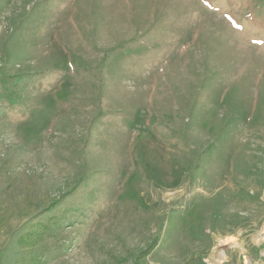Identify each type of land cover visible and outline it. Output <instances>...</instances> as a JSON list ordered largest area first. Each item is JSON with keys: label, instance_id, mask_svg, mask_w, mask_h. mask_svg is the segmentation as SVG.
I'll use <instances>...</instances> for the list:
<instances>
[{"label": "rangeland", "instance_id": "rangeland-1", "mask_svg": "<svg viewBox=\"0 0 264 264\" xmlns=\"http://www.w3.org/2000/svg\"><path fill=\"white\" fill-rule=\"evenodd\" d=\"M0 264H264V0H0Z\"/></svg>", "mask_w": 264, "mask_h": 264}, {"label": "trees", "instance_id": "trees-1", "mask_svg": "<svg viewBox=\"0 0 264 264\" xmlns=\"http://www.w3.org/2000/svg\"><path fill=\"white\" fill-rule=\"evenodd\" d=\"M51 219H52V218H51ZM52 220H54V219H52ZM53 223H54V225H55V230H56L57 220H54ZM44 229H45V232H46L48 235L52 234V232H53V228H52L51 226H47L46 223H45V225H44ZM55 230H54V231H55Z\"/></svg>", "mask_w": 264, "mask_h": 264}]
</instances>
